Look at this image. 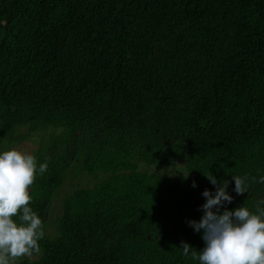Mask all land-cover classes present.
I'll list each match as a JSON object with an SVG mask.
<instances>
[{"label": "trees", "instance_id": "1", "mask_svg": "<svg viewBox=\"0 0 264 264\" xmlns=\"http://www.w3.org/2000/svg\"><path fill=\"white\" fill-rule=\"evenodd\" d=\"M34 135L45 236L16 264H198L205 174L221 211L264 200V0H0V148Z\"/></svg>", "mask_w": 264, "mask_h": 264}, {"label": "clouds", "instance_id": "2", "mask_svg": "<svg viewBox=\"0 0 264 264\" xmlns=\"http://www.w3.org/2000/svg\"><path fill=\"white\" fill-rule=\"evenodd\" d=\"M47 169V161L39 162L31 153L15 146L0 148V264H16L20 258L39 252L45 227L31 207L30 188ZM205 175L216 187L214 191L203 190V215L198 221H189L196 232L203 230L204 241V247L192 253V258L198 264H264V200L258 201L255 210L244 203L221 211L233 200L227 191L229 181ZM232 179L237 194L248 191L246 177L232 174ZM256 182L264 184V175ZM192 186H197L196 181ZM180 248L182 255L189 256L192 246L184 242Z\"/></svg>", "mask_w": 264, "mask_h": 264}, {"label": "rangeland", "instance_id": "3", "mask_svg": "<svg viewBox=\"0 0 264 264\" xmlns=\"http://www.w3.org/2000/svg\"><path fill=\"white\" fill-rule=\"evenodd\" d=\"M21 127H25V126H20L19 128H21ZM38 142H39V140L37 141V136L34 135L33 137H31L29 139H26V140H24V141H22V142H20V143H18L16 145H14V146L17 147V148H19V149H21V150H23V151H25V152L32 153V150L36 146L39 145ZM164 170H165V173L168 174V175H176V176L186 175V171L184 169V164L180 160H177L173 164L164 167ZM88 184H90V183H88L83 178V176H79V177H76V178H72L71 176H69L68 179H67V183L64 185L63 189L61 190V193L67 191L68 185H70L71 188H72V190H73L78 185L84 186V185H88ZM56 209H57V207H56ZM24 257H26V256H24ZM24 257H22V258H24ZM22 258H20V259H22ZM19 260H17V262Z\"/></svg>", "mask_w": 264, "mask_h": 264}]
</instances>
